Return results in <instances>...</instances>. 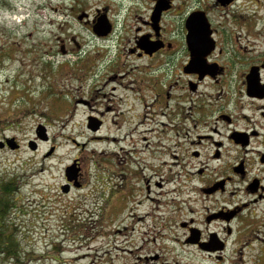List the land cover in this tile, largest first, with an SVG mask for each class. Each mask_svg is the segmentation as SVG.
<instances>
[{
	"label": "flooded vegetation",
	"instance_id": "obj_1",
	"mask_svg": "<svg viewBox=\"0 0 264 264\" xmlns=\"http://www.w3.org/2000/svg\"><path fill=\"white\" fill-rule=\"evenodd\" d=\"M158 1L149 2L143 20L146 29L138 28L128 47L118 44L117 50L125 53L120 62L106 66L111 69L102 76L103 87L110 86V93L102 94L101 107H91L95 100L91 95L76 102L91 107L87 130L95 134L119 130V137H96L117 145L110 152L101 150L99 160L91 153L86 159L76 156V177L69 179L64 169L57 193L60 197L83 193L104 205L106 212L102 182L107 180L109 164L130 162V175L147 185V201L161 204L151 196V187L156 186L161 196L200 194L205 200L216 197V203L202 220L167 211L160 216L163 229L143 225L138 231L141 245L136 250L132 244L124 248L121 264H204L205 260V264H264V27L251 17V6L258 0H165L168 8L160 12L156 24ZM107 9L84 12L88 15L80 20L109 41L115 26ZM105 13L112 29L98 35L94 25ZM169 18L176 31L166 30ZM245 27L263 43L251 44V32H244ZM125 75H133L130 85L124 84ZM118 89L123 93L117 96ZM129 97L134 100L132 126L125 134L128 109L123 105ZM189 165L194 169L191 174ZM167 184L173 188L163 194ZM154 212L145 216L156 217ZM172 222L175 231L167 228ZM129 232L132 239L134 230ZM148 245L157 249L142 254ZM172 247L185 252L181 261L166 256Z\"/></svg>",
	"mask_w": 264,
	"mask_h": 264
},
{
	"label": "rangeland",
	"instance_id": "obj_2",
	"mask_svg": "<svg viewBox=\"0 0 264 264\" xmlns=\"http://www.w3.org/2000/svg\"><path fill=\"white\" fill-rule=\"evenodd\" d=\"M150 1L153 2L0 0V141L15 138L20 144L16 149H0V179H18L20 186L12 199L16 207L7 218L17 253L8 256L1 251L0 264H121L127 252L124 248L132 244L136 250L141 245L142 234L138 231L143 225L163 229L160 216L167 211L172 216L188 213L202 220L207 209L215 207L216 197L205 200L200 194L181 192L161 196L156 186L151 187V196L161 199V204L159 200L147 201V185L130 175V162L119 164V160L109 164L107 180L102 182V192L108 201L106 212L105 206L98 205L93 197L83 193L60 197L56 190L67 166L77 171L76 156L86 159L91 153L99 160L101 150L110 152L117 145L96 137H119V130L103 129L95 134L86 128L87 116L91 107H101L102 94L110 93V86L108 90L103 87L102 76L111 69L106 66L116 60L120 62V54L124 52L117 50L118 44L129 46L137 33L146 29L143 20ZM105 7L115 26L109 41L96 36L83 23L84 17L79 19L84 12ZM252 12L251 17H257L263 28L264 0L252 5ZM175 28V21L169 18L166 30L173 32ZM251 30L250 27L243 29L251 32V44H262ZM79 49L83 51L75 53ZM109 49L112 51L108 53ZM132 79L133 75H125L124 84L130 85ZM121 93L118 89L115 94ZM90 95L95 99L91 101L93 106L76 104ZM127 100L129 103L123 105L128 109L125 134L126 128L132 126L134 104L132 97ZM40 124L46 127L47 140L37 138ZM34 140L38 142L36 150L28 146ZM53 147L55 150L49 154ZM191 172L194 169L189 165L188 173ZM172 188L167 184L161 192L165 194ZM150 211L158 215L146 217ZM170 227L173 231L178 229L176 222L168 224L167 228ZM122 229L121 233L117 232ZM156 249L155 245H148L142 254ZM186 249L200 257L194 249ZM182 253L172 247L166 256H177L181 261Z\"/></svg>",
	"mask_w": 264,
	"mask_h": 264
},
{
	"label": "trees",
	"instance_id": "obj_3",
	"mask_svg": "<svg viewBox=\"0 0 264 264\" xmlns=\"http://www.w3.org/2000/svg\"><path fill=\"white\" fill-rule=\"evenodd\" d=\"M5 49V47L3 48ZM20 188L18 179H0V252L4 251L8 256L17 253L16 241L13 237L12 226L7 220L11 210L16 207L13 194Z\"/></svg>",
	"mask_w": 264,
	"mask_h": 264
},
{
	"label": "water",
	"instance_id": "obj_4",
	"mask_svg": "<svg viewBox=\"0 0 264 264\" xmlns=\"http://www.w3.org/2000/svg\"><path fill=\"white\" fill-rule=\"evenodd\" d=\"M168 8V5H166L165 0H159L156 7H155V12H154V20L155 23L158 24L159 21V15L160 12L163 9ZM86 15H88L87 13H83L79 16V19H83V17H85ZM112 29V25L107 17V14H103L99 17L98 22L94 25V31L98 34V35H106L108 34ZM36 134L37 136L42 139V140H47L48 136H47V130L46 127L42 124H40L36 130ZM8 145L11 149H16L19 147V144L17 143L15 138H5L3 141H0V148H3L5 145ZM38 143L37 141H30L29 142V147L32 150L37 149ZM54 150V148H52V150H50L49 154ZM76 170L73 166H68L67 167V174L70 177V174L72 175L71 177H76Z\"/></svg>",
	"mask_w": 264,
	"mask_h": 264
}]
</instances>
